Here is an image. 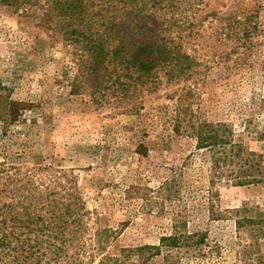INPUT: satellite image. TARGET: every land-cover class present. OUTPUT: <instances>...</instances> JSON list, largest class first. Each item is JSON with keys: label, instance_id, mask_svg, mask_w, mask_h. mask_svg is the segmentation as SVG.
Masks as SVG:
<instances>
[{"label": "rangeland", "instance_id": "374dc122", "mask_svg": "<svg viewBox=\"0 0 264 264\" xmlns=\"http://www.w3.org/2000/svg\"><path fill=\"white\" fill-rule=\"evenodd\" d=\"M258 5V19L264 21V0H239L237 8ZM33 24L0 5V135L5 132L0 161L21 170L50 164L54 174L63 171L59 180L80 196L91 229H118L108 252L157 243L170 231L175 208L157 190L173 175L183 184L182 198H188L189 230L207 229L210 237L221 236L227 243L224 264H264V239L253 245L248 232L242 233L247 247L236 252V215L213 220L205 209L199 210L197 202L209 187L204 149H195L190 135H172L167 128L178 85H159L145 97L139 113L121 112L112 89L100 86L101 73L86 80L78 75L69 47ZM207 33L213 31L208 28ZM205 36L194 51L189 48L202 63L190 98L193 112L207 121L228 123L246 147L264 156V140L258 139L264 132V34L239 48L231 39L221 45ZM9 101L24 107L12 122L5 115ZM140 143L145 154L136 150ZM213 188L218 193L214 203L222 211L264 206V183H216ZM157 260L154 264H161L162 256ZM207 264L223 263L215 258Z\"/></svg>", "mask_w": 264, "mask_h": 264}, {"label": "trees", "instance_id": "16d2710c", "mask_svg": "<svg viewBox=\"0 0 264 264\" xmlns=\"http://www.w3.org/2000/svg\"><path fill=\"white\" fill-rule=\"evenodd\" d=\"M229 3L0 0L1 6L29 18L33 25L67 45L76 60L78 75L86 80L100 72V86L112 89L121 112L139 113L145 97L159 85H178L173 111L166 116L170 125L167 128L172 135H190L195 149H204L209 187L197 202L199 210L205 209L213 220L236 215L232 240H237L236 252L240 254L242 247H247L243 231L254 239L253 245L263 242L264 206H242L225 213L214 203L218 193L213 186L264 183V156L246 147L228 123L196 116L190 100L202 63L189 48L200 45L206 34L208 39L220 40L221 45L231 39L236 48L250 45L260 33L264 34V21L258 19L260 5L241 11L237 8L239 0ZM208 28L213 34L207 33ZM7 104L5 115L12 122L24 107L16 101ZM258 139L264 140V132L259 133ZM136 150L146 153L142 143ZM60 172L64 177V172ZM60 175L54 174L50 164L21 170L0 161V264H154L160 255L161 264H188L190 259L195 264H207L215 258L224 264L227 243L221 241V236L210 237L207 229H188L192 213L185 204L188 198L181 195L183 184L175 176L162 182L157 190L175 208L171 212L170 231L159 236L157 243L121 246L108 252L118 229L92 230L84 220L80 196L69 186L66 188Z\"/></svg>", "mask_w": 264, "mask_h": 264}]
</instances>
